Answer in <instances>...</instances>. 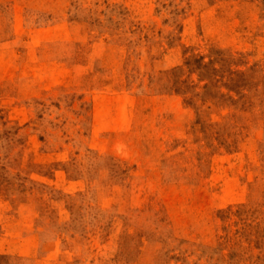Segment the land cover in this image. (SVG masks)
<instances>
[{
    "label": "rangeland",
    "instance_id": "374dc122",
    "mask_svg": "<svg viewBox=\"0 0 264 264\" xmlns=\"http://www.w3.org/2000/svg\"><path fill=\"white\" fill-rule=\"evenodd\" d=\"M0 264H264V0H0Z\"/></svg>",
    "mask_w": 264,
    "mask_h": 264
}]
</instances>
